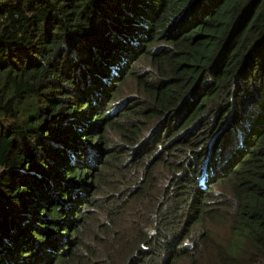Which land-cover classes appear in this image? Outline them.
Instances as JSON below:
<instances>
[{
	"label": "trees",
	"instance_id": "16d2710c",
	"mask_svg": "<svg viewBox=\"0 0 264 264\" xmlns=\"http://www.w3.org/2000/svg\"><path fill=\"white\" fill-rule=\"evenodd\" d=\"M0 264H264V0H0Z\"/></svg>",
	"mask_w": 264,
	"mask_h": 264
},
{
	"label": "rangeland",
	"instance_id": "374dc122",
	"mask_svg": "<svg viewBox=\"0 0 264 264\" xmlns=\"http://www.w3.org/2000/svg\"><path fill=\"white\" fill-rule=\"evenodd\" d=\"M128 85H131V81H126V82H125V84L123 85V90H125L126 87H127ZM130 88H131V87H130ZM130 88H129V89H130ZM129 89H127V90H125V91H128Z\"/></svg>",
	"mask_w": 264,
	"mask_h": 264
}]
</instances>
